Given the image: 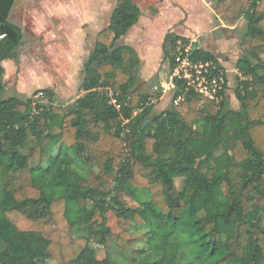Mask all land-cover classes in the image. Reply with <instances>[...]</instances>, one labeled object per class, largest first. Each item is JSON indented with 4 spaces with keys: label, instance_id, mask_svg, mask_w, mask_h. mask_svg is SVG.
I'll list each match as a JSON object with an SVG mask.
<instances>
[{
    "label": "trees",
    "instance_id": "16d2710c",
    "mask_svg": "<svg viewBox=\"0 0 264 264\" xmlns=\"http://www.w3.org/2000/svg\"><path fill=\"white\" fill-rule=\"evenodd\" d=\"M206 1L228 27L246 23L237 109L228 79L220 102L178 81L185 100L155 113L162 92L119 43L135 0H116L72 104L50 87L5 96L3 61L24 31L16 0H0V264H264V0ZM181 39L165 35L170 71ZM193 56L222 68L212 51Z\"/></svg>",
    "mask_w": 264,
    "mask_h": 264
},
{
    "label": "rangeland",
    "instance_id": "374dc122",
    "mask_svg": "<svg viewBox=\"0 0 264 264\" xmlns=\"http://www.w3.org/2000/svg\"><path fill=\"white\" fill-rule=\"evenodd\" d=\"M146 3L143 2L142 7H145ZM115 4L116 0H16L11 19L22 26L24 39L17 50L18 59L3 61L6 69L5 96L16 95L25 99L33 96L39 89L50 87L58 95V104L64 107L72 104L83 94L80 89L84 76L83 64L94 46L96 33L108 23ZM205 5L207 13L202 3L191 2V6L196 10L192 17L186 14V18L171 30L199 41L198 35L209 33L210 29L217 27L215 32L212 31L214 39L210 40V44L216 46V52L227 64L224 70L229 82V105L237 109L239 102L234 89L239 72L236 64L243 54L241 40L246 23L241 19L234 27L225 25L221 28L212 3L207 1ZM163 13L167 21L162 20L155 24L153 29L156 32H162L172 21L177 23L180 18L174 8L166 7ZM190 18L192 21L189 22ZM184 27H187L189 32H186ZM144 29H138L140 31H133L131 34L141 41ZM155 35L159 39L160 33ZM119 43L125 44V41L122 39ZM153 55L156 56V52ZM161 64L167 65L168 60ZM159 73L148 78L151 86L166 79ZM173 95V91L163 94L161 100L156 103L155 113L170 108ZM177 184L181 186L182 182L178 180ZM104 253V250L99 248L101 257Z\"/></svg>",
    "mask_w": 264,
    "mask_h": 264
},
{
    "label": "crops",
    "instance_id": "0c3cea01",
    "mask_svg": "<svg viewBox=\"0 0 264 264\" xmlns=\"http://www.w3.org/2000/svg\"><path fill=\"white\" fill-rule=\"evenodd\" d=\"M135 1L138 3V5L140 6L141 11H142L140 19H139L138 23L135 26H133L129 30L127 35L124 36L122 39L125 41V44L133 46L138 51L140 58H141V77L143 79L148 80L149 77L154 76L157 72L158 73L160 72L159 74H161L162 78H167L168 75L170 74L169 61H168L167 65L161 64L164 62L163 42H164L165 35L169 31L175 33V31L171 30V28L177 27V25L180 24V22L186 18V14H187V16L189 15L190 17H192L193 12L196 10L194 9V7L191 6V2L195 1V2L202 3L203 7H205V10L207 13V7L205 5V3H207V1L206 0H193V1L192 0L191 1L190 0H135ZM143 2H147L145 7H142ZM115 6H116V4H115ZM115 6H114V8H115ZM212 6H213V4H212ZM166 7L171 8V9L174 8V10H176L179 13L180 18L178 19L177 23H173V21H172L169 25H167V27L164 30H162V32H160V31L156 32V31H154L153 26L155 24H157L158 22H161L162 20L167 21V19L164 17V13H163L165 11ZM114 8H113V10H114ZM113 10H112V12H113ZM112 12H111V15H112ZM214 12H215V10H214ZM111 15H110V18H111ZM215 15H216V17H218L216 12H215ZM198 20L200 22V19H198ZM190 21H192L191 18L189 19V22ZM206 21H207V19H205V22ZM109 22H110V19L108 20V23L103 28L107 27L109 25ZM219 23L221 24L220 25L221 28H222V26H225L224 22L220 18H219ZM189 25L191 26V24H189ZM203 27H204V24H203ZM203 27H201V28H203ZM142 28L143 29L145 28L144 30H142V31H144V34L141 35L142 40L138 41V39H136V36H133L131 33L133 31L138 32V31H140L138 29H142ZM166 29H169V30L166 31L164 34L163 32ZM213 29L217 30V27L213 28ZM184 30H186V32H189V29L187 27H184ZM214 30L210 29L209 33L207 32L204 35H198L197 38L199 39V41H196L195 39H192L189 36H184V34L182 35L181 33H178V35L185 37L186 39H188V41L195 40V44H196L197 48H203V49H206V50H209V51H212L213 53H215L218 56V59H219L221 66L224 68L227 66V64L222 61L218 52H216L217 51L216 46H214V44H210V40L212 41L214 39V34H212V31L215 32ZM98 32L95 35V40H96V36H97ZM156 33H160L159 39H157V36L155 35ZM207 47L212 48L213 50H210ZM154 52H156V56L153 55ZM87 58H86V60H87Z\"/></svg>",
    "mask_w": 264,
    "mask_h": 264
},
{
    "label": "built area",
    "instance_id": "2783aa9c",
    "mask_svg": "<svg viewBox=\"0 0 264 264\" xmlns=\"http://www.w3.org/2000/svg\"><path fill=\"white\" fill-rule=\"evenodd\" d=\"M196 49L195 40L189 42L179 40L175 54L174 68L164 81L162 80L159 84L151 87V92H162L163 96V94L173 91L175 95L177 82L182 81L186 90L189 88L193 89L207 99L220 102L223 98V92L225 90L227 91V72L212 60L204 61L195 59L193 54ZM109 94L112 97L111 102L118 110H121L122 106L118 103L114 92L109 89ZM42 95L43 93L41 92L37 97ZM174 95L172 102L175 105L180 104L186 98V93H182L178 97ZM161 98L152 96L148 104L157 103Z\"/></svg>",
    "mask_w": 264,
    "mask_h": 264
}]
</instances>
